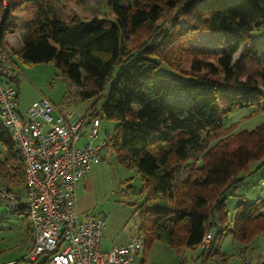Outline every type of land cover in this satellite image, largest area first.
Returning <instances> with one entry per match:
<instances>
[{"label":"trees","instance_id":"1","mask_svg":"<svg viewBox=\"0 0 264 264\" xmlns=\"http://www.w3.org/2000/svg\"><path fill=\"white\" fill-rule=\"evenodd\" d=\"M104 1L107 13L88 19L57 9L54 0H0V47L16 67L12 53L26 64L53 63L62 80L81 86L79 98L104 96L100 109L92 106L86 115L114 122L106 147L141 176L145 198L135 203L144 253L154 241L197 248L216 223L221 238L227 228L226 191L241 182L239 174L250 163L264 160V124L238 133L221 125L223 114L262 97L264 38L251 40L248 34L264 25V0H166L174 9L168 20L162 17L161 0ZM19 24L21 43L8 48L5 37ZM140 30L148 33L142 46L128 47ZM196 32L206 34V44L192 51L196 55L185 74L193 80L159 72L160 65L172 68L165 55L168 46L182 36L188 42ZM243 43L245 51L233 62ZM176 46L181 50L179 42ZM183 56L171 58L183 64ZM0 141L6 150L0 182L20 194L23 164L1 123ZM13 211L26 219L24 210ZM261 234L264 201L240 202L232 237L243 244L237 253L241 260ZM212 251L201 250L199 256H221L212 264L229 262L224 253ZM257 264H264V255Z\"/></svg>","mask_w":264,"mask_h":264},{"label":"built area","instance_id":"2","mask_svg":"<svg viewBox=\"0 0 264 264\" xmlns=\"http://www.w3.org/2000/svg\"><path fill=\"white\" fill-rule=\"evenodd\" d=\"M19 73L0 47V123L18 151L25 183L22 193L12 194L0 182V202L25 212L33 245L24 264H135L144 248L142 232L137 230L126 243L103 250L106 215L86 211L79 216L75 211L76 191L107 145L105 138L92 142L99 136L100 116L64 114L46 98L20 113L15 87ZM63 82L64 103L69 104L82 88L69 79ZM54 111L57 116H52ZM87 126L88 140L79 146ZM211 242L212 232L206 231L200 246L211 251ZM17 263V259L0 261Z\"/></svg>","mask_w":264,"mask_h":264},{"label":"rangeland","instance_id":"3","mask_svg":"<svg viewBox=\"0 0 264 264\" xmlns=\"http://www.w3.org/2000/svg\"><path fill=\"white\" fill-rule=\"evenodd\" d=\"M156 1V0H143ZM166 0H161L162 17L167 20L174 14V9L165 3ZM174 3H181L183 0H172ZM57 9L65 7V9L76 13L79 16L91 19L93 17H102L107 13L104 0H54ZM19 17V16H18ZM15 18L17 23H20L19 18ZM15 21V20H14ZM13 34L8 35V39L13 47L20 43L22 35V25ZM249 39L258 40L264 38V25L256 27L249 32ZM148 36L145 30H140L134 36L128 47L139 48L142 46L144 39ZM7 37V36H6ZM7 47L10 44L6 40ZM187 36L178 38L172 45L168 46L165 52L166 57L171 60L168 65H160L157 70L161 73L174 76L185 82L192 81L193 78L186 75L190 70L191 57L195 56L192 51L196 47H205L206 34L196 32L195 35L188 38ZM181 44L179 50L177 44ZM247 43L241 44L237 52L232 56L233 62L240 57L245 51ZM16 49V48H15ZM184 53L186 57L185 63H179V59L172 60L174 54ZM173 54V55H172ZM14 61L19 68L18 88H19V104L21 112L25 113V109L34 101H39L43 98L51 100L53 105L62 113L74 111L77 116H84L85 112L92 106L97 110L100 109L104 96L97 98H79L76 97L69 104L64 103L65 84L58 76L57 70L53 63H36L26 64L21 61L15 54L12 53ZM116 72L118 70L116 69ZM112 79L108 82L104 89V95L112 83ZM262 97L254 104L243 107H236L227 114L221 116V125L226 129V132L238 133L244 130H252L255 127L264 124V85L259 87ZM50 101V102H51ZM22 107V108H21ZM52 116H57V112H52ZM98 139L106 137L105 131L111 132L114 122L101 118ZM51 123H48L50 126ZM88 127V126H87ZM89 129V127H88ZM84 139L80 140L82 143ZM95 142V141H94ZM107 148V147H106ZM103 149L101 161L104 164V173H102L100 184L102 187V195L98 203L92 209L96 214L106 215L105 229L103 232L102 249L109 250L120 245L121 241H126L134 234L140 225L141 215L138 210L139 205L136 201H144L145 196L140 195L142 187L141 176L135 168H127L124 164L118 162L116 156L111 150ZM6 157V150L0 141V159ZM241 182L230 187L225 193V207L227 212V228L219 238L221 225L216 223L212 227L213 240L211 247L214 250H221L225 253L224 258H229L231 261L234 257L239 258L237 250L242 248L243 244L236 241L232 237L233 221L236 216V207L242 201L251 202L256 199L264 201V160L256 161L248 165L246 172L240 173ZM21 215L16 214L6 204L0 202V253L1 256H6L15 241L21 236ZM240 247V248H238ZM3 249V250H2ZM8 250V251H7ZM203 248H181L176 249L169 244L154 241L151 246L143 252L139 251L135 264H191L193 257ZM10 252V253H9ZM8 253L11 254V251ZM210 252H213L212 250ZM264 255V234L257 236L246 253L243 264H257L258 260ZM198 257V256H196ZM221 256H218L219 259ZM211 260V259H210ZM248 261V262H247Z\"/></svg>","mask_w":264,"mask_h":264},{"label":"crops","instance_id":"4","mask_svg":"<svg viewBox=\"0 0 264 264\" xmlns=\"http://www.w3.org/2000/svg\"><path fill=\"white\" fill-rule=\"evenodd\" d=\"M6 40L10 44L9 48H11V49L17 48L20 45V43H21V40H20V43H17L16 46L13 47L11 45L9 39H8V35L6 37ZM17 91H18V98H19L20 92H19L18 84H17ZM49 101H51V100H49ZM51 103H53V102L51 101ZM17 110L20 113H23V112L20 111L18 105H17ZM25 111H26V109H25ZM59 112H61V111L59 110ZM65 113L74 114V111L71 110V111H68V112H65ZM85 114H86V112H85ZM74 115H76V114H74ZM83 130L84 131L82 132L81 137L78 140V145L79 146L86 144V142L88 140L86 138V136H85V134L89 130L88 127H85ZM112 130H113V128H112ZM112 130H111V132H112ZM108 133L109 132L106 130L105 131V135H107ZM82 138L84 139V141L82 143H80V140ZM98 141H99V139L96 138L92 142L93 143H97ZM101 155L102 156L104 155L103 154V150L101 152ZM102 173H104L103 161H101V159L93 161L90 164V168H89L88 174L84 177V179L81 182L80 187L76 191L75 211H76V213L79 216H81L86 211L93 212L92 209L95 207V205L100 200L101 195H102V191L99 188L102 187L101 184H100V179H101ZM16 214H20L21 215V221H22V223H21V231H22L21 232V236L19 237V239L17 241L14 242L15 245H13L11 248L8 249L9 251H11V254H9L10 252L8 250L7 251L9 253L6 252L7 255L4 256V257L1 256V253H0V261L10 260V259H17L18 260L17 264H24L23 258L26 255L27 251L32 247L33 243H32V237L30 236V231H29V227H28V224H27V220L24 219V215L21 214L20 212H16ZM127 241H128V239L126 241H121L120 244H124ZM238 248H240V247H238ZM219 252L224 253L221 250H219ZM237 252H239V251L237 250ZM199 253H196V256H198V257H196V256L193 257V260H192L191 264L194 263V262L195 263H203V264H212L210 258L208 256H206L207 255L206 253H205L204 257L199 256ZM227 264H243V260H241L240 257L237 258V259H235V257H234Z\"/></svg>","mask_w":264,"mask_h":264}]
</instances>
